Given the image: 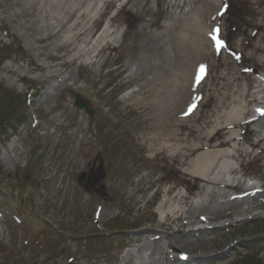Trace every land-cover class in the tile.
I'll return each instance as SVG.
<instances>
[{
  "label": "rangeland",
  "instance_id": "374dc122",
  "mask_svg": "<svg viewBox=\"0 0 264 264\" xmlns=\"http://www.w3.org/2000/svg\"><path fill=\"white\" fill-rule=\"evenodd\" d=\"M22 1L0 0V264H246L249 256L264 264V142L253 147L264 129L236 128L250 154L227 160L237 173L226 178L256 186L258 204L230 203L212 216L216 202L252 199L223 187L202 195L148 140L150 124L172 112L155 104L156 91L172 90V74L188 64L180 37L200 1L132 0L123 9L121 0L108 12L113 24L96 23L89 42H71L77 58L67 65L70 55L55 58L65 48L31 36L42 23L26 24L34 12L20 11ZM213 8L220 29L211 43L222 60L208 86L229 72L236 94H251L264 81V0H216ZM108 25L104 48L98 34ZM177 193L203 207L163 223L162 199L172 212L190 207L172 199Z\"/></svg>",
  "mask_w": 264,
  "mask_h": 264
},
{
  "label": "bare ground",
  "instance_id": "6f19581e",
  "mask_svg": "<svg viewBox=\"0 0 264 264\" xmlns=\"http://www.w3.org/2000/svg\"><path fill=\"white\" fill-rule=\"evenodd\" d=\"M120 1L23 0L19 2V10L28 14L31 11L34 12L33 17L29 16L30 19L26 21V24L31 28H37L38 24L42 23V32L39 34L31 32V36L39 41L47 42L52 39L57 50L65 48V54L55 55V58L64 60L66 55H70L71 60H64L62 63L67 65L77 58V53L70 49L71 42L75 40L89 42L95 36L96 23L108 20L110 24H113L116 19L109 17L108 12ZM131 1L125 0L121 7L126 9ZM198 1L201 3L197 11L199 18L196 17L193 20L192 26L188 24L180 37L181 46L187 51L188 64L182 71L172 74V90L162 96L160 88L156 91V98L159 99L155 104L162 105L163 110L171 104L172 112L165 110V115L163 114L152 125L150 124V130L154 134L148 140L154 146L156 153L169 154L175 164L183 167V172L195 183L202 195L213 194L215 187H223L239 195H250L249 198L252 199L251 203L235 198L216 202L209 214L212 216L230 203L241 204L242 207L246 204L249 206L251 204L252 207L258 204V198L255 195L256 186L244 189L239 185L240 181L236 184L231 183L226 176L237 173V169L227 160L244 159L250 154L240 147L241 137L237 135L235 129L240 126H245V129L251 128V130L254 126L264 129L263 111L250 107L252 104L264 105V96L260 97L264 89L261 91L263 84L259 83L257 85L259 90L251 94H248L246 90L236 94L232 82L228 79L229 72L220 73L212 88L208 86L211 69L218 66L219 60H222L220 50L214 48L210 40L217 34L220 26L217 23L219 18L216 10L213 8L216 0ZM200 25L204 29L207 27L208 30L205 33L200 32L197 28ZM111 27L108 25L102 28L98 34V39L106 42L104 48L109 46L107 38L111 35ZM178 27V24H174V28ZM61 28H66L67 36L59 35L58 30ZM199 41L201 46H198ZM4 69L8 72L11 66L6 65ZM49 76L55 77L54 74ZM10 84H14V81ZM204 107L207 108L205 114L201 111ZM196 124H199V127ZM262 142L264 137L258 138L253 147ZM167 192L169 189L165 191ZM222 197H226V192H223ZM172 199L179 203H187L190 207L188 210L172 212L169 200L162 199L159 212L163 223L172 219L179 221L203 207L199 201L186 202L187 197L179 193L174 194ZM174 215L175 217L172 218ZM198 218L200 221H206L203 216ZM96 221L99 220L96 219ZM189 224H192V219H188L187 222L182 221L179 229L183 230ZM191 232L193 230L188 231V233Z\"/></svg>",
  "mask_w": 264,
  "mask_h": 264
},
{
  "label": "water",
  "instance_id": "95a60500",
  "mask_svg": "<svg viewBox=\"0 0 264 264\" xmlns=\"http://www.w3.org/2000/svg\"><path fill=\"white\" fill-rule=\"evenodd\" d=\"M76 104L80 109H83L85 107V103L80 98L76 99Z\"/></svg>",
  "mask_w": 264,
  "mask_h": 264
},
{
  "label": "trees",
  "instance_id": "16d2710c",
  "mask_svg": "<svg viewBox=\"0 0 264 264\" xmlns=\"http://www.w3.org/2000/svg\"><path fill=\"white\" fill-rule=\"evenodd\" d=\"M246 264H254V259H253V257L252 256H250V257H248V259H246Z\"/></svg>",
  "mask_w": 264,
  "mask_h": 264
}]
</instances>
